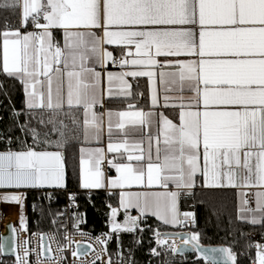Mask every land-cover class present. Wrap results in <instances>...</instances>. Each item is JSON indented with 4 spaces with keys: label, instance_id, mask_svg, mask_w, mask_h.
I'll return each mask as SVG.
<instances>
[{
    "label": "snow or ice",
    "instance_id": "obj_1",
    "mask_svg": "<svg viewBox=\"0 0 264 264\" xmlns=\"http://www.w3.org/2000/svg\"><path fill=\"white\" fill-rule=\"evenodd\" d=\"M0 9L19 11L18 27L0 29V72L23 86L29 120L16 127L33 141L0 151V188L66 187L65 149L78 143L80 187L118 193L113 232H135L148 214L194 222L178 205L198 179L255 189L256 207L245 199L241 209L253 215L241 218L264 224V0H0ZM0 202L22 205V196ZM155 236L173 253L177 238L199 248L198 233ZM256 248L253 264H264ZM212 251L236 264L230 249Z\"/></svg>",
    "mask_w": 264,
    "mask_h": 264
},
{
    "label": "trees",
    "instance_id": "obj_2",
    "mask_svg": "<svg viewBox=\"0 0 264 264\" xmlns=\"http://www.w3.org/2000/svg\"><path fill=\"white\" fill-rule=\"evenodd\" d=\"M7 20L12 27L19 22L18 10L0 9V29ZM141 82L139 83V85ZM24 90L21 83L0 72V150H22L33 143L31 135H25L16 124L29 120L24 107ZM13 108L22 112L17 119L13 117ZM47 118V117H45ZM67 122V121H66ZM31 126L41 133L47 131L35 120ZM50 127V126H49ZM11 136V142L6 138ZM55 139V135L52 136ZM78 143H72L65 149L66 155V182L69 190H75V200L78 203L76 212L81 214V226L90 232L97 233L108 229L112 207L117 206L116 194H109L105 190H85L80 187ZM39 150V149H38ZM41 191H28L24 196V208L28 227L31 232L57 229L59 213L67 202L65 191H54L53 198L39 199ZM35 203L34 210L32 209ZM182 210L192 211L194 215L193 230L199 234V241L206 245L224 244L236 256V264H252L254 260L253 248L249 233L253 230H264V224L253 225L238 214V193L233 188H206L197 186L192 190L182 191L180 197ZM75 212V213H76ZM118 217L123 216L119 213ZM155 227L163 231L181 230V226L173 228L158 220L149 217L146 228L141 231L119 233L124 248L130 250L133 264H207L197 253H188L184 256H167L164 254L152 255L154 241L152 233ZM163 260V261H162ZM166 261V263H164Z\"/></svg>",
    "mask_w": 264,
    "mask_h": 264
},
{
    "label": "built area",
    "instance_id": "obj_3",
    "mask_svg": "<svg viewBox=\"0 0 264 264\" xmlns=\"http://www.w3.org/2000/svg\"><path fill=\"white\" fill-rule=\"evenodd\" d=\"M28 30H32L29 28ZM55 150V149H49ZM6 151V150H0ZM19 151V150H13ZM64 188H0V192L13 191L20 194H26L28 191L40 190L39 199L53 198L54 191H65L67 193V202L63 207L62 211L59 213L57 222H59V227L57 229H48L41 231L31 232L28 227L27 216L24 208V196L22 200V205L17 203H12V229H13V245L14 253L11 256H6L3 250H0V264H17V258L25 259V250H27L28 255L26 257L28 264H108L109 260L111 264H133L132 256L128 248H124L121 243L120 236L112 231L111 225L105 231H100L93 233L85 230L81 226V221L76 223L74 221V215L78 206L76 200H71L70 195L74 194L75 190H69L67 188L66 176H65ZM246 199L248 200V206L252 204V193L248 191L246 193ZM10 203H7L9 206ZM4 206V208L8 207ZM21 207L23 208L24 216V226H21ZM3 206L0 209L3 212ZM35 203H33L32 209L34 210ZM187 213H192L188 211ZM183 220V216L180 217ZM149 217L144 216L140 220V229H145L148 223ZM194 222L187 223L181 226L179 231H163L158 227H155L152 233L153 240L155 241L153 248L156 249L159 254H164L166 256L167 251H170L167 246L160 247L156 243L155 233L158 231L161 234H173L177 232H193ZM251 239V246L253 248L254 260H256V245H264V230H253L249 233ZM105 241V243H101ZM172 239H169V243ZM176 244L182 243L180 238L176 239ZM200 243V242H199ZM0 245H1V235H0ZM84 245L87 249L84 252L79 250V246ZM191 245V244H190ZM152 249L150 253H152ZM76 253V255H73ZM172 256H184L185 254H177L170 251ZM197 253V252H196ZM156 256V255H154ZM51 257V259H49ZM99 257V258H98ZM198 258H203L207 264H213L211 261L206 259L197 253ZM252 262V264H253ZM166 263V261H164ZM148 264H156L155 262H148Z\"/></svg>",
    "mask_w": 264,
    "mask_h": 264
},
{
    "label": "water",
    "instance_id": "obj_4",
    "mask_svg": "<svg viewBox=\"0 0 264 264\" xmlns=\"http://www.w3.org/2000/svg\"><path fill=\"white\" fill-rule=\"evenodd\" d=\"M12 203L6 208L3 209V214H1V223H0V235H1V245L3 246L2 250L6 256H11L14 253V245H13V229H12ZM177 233H189V232H177ZM180 249L182 251H177V254H188L197 252L201 256L205 257L209 261L214 264H225L226 256L223 252H213V249H226L224 244L218 245H206L199 243V248L194 249L192 245L185 246L183 243L179 244ZM87 249L86 246L80 245L79 250L84 252Z\"/></svg>",
    "mask_w": 264,
    "mask_h": 264
},
{
    "label": "crops",
    "instance_id": "obj_5",
    "mask_svg": "<svg viewBox=\"0 0 264 264\" xmlns=\"http://www.w3.org/2000/svg\"><path fill=\"white\" fill-rule=\"evenodd\" d=\"M19 26V22H18V24L15 26V27H18ZM30 31V30H29ZM56 38L58 39V40H60L61 39V36H60V34L59 33H57V35H56ZM110 70H113V71H115L116 69L114 68V67H112V66H110ZM141 82V84L139 85L140 87H139V91H143L144 93H145V101H146V98H147V94H148V92H147V89H148V85H147V78H139L138 79V83H140ZM144 101H142V103H143ZM112 107H121L122 105H120V104H118V103H114V104H112L111 105ZM170 116H172V115H174L173 114V112L171 111V110H169V113H168ZM92 146H94V145H92ZM114 174V173H113ZM197 186H201V180L200 179H198L197 180V184H196V187ZM207 188V187H206ZM224 188H230V187H224ZM194 189V188H193ZM233 189H235L236 191H237V193H238V214H239V217L241 218L242 216L243 217H250L251 215H253V213H249V212H246V211H241V209H243V208H245V204H244V201H245V199H246V193L248 192V191H251V193H252V204H251V206H248V207H251V208H255L256 207V203H255V198H254V195H253V193L255 192V189H237V188H233ZM85 190H98V189H85ZM102 190H105L106 192H108V193H110V190H108V189H102ZM154 190H156V191H164V189H159V188H157V189H154ZM169 190H171V191H175L176 189H175V187L174 186H171L170 185V187H169ZM192 190V189H191ZM182 191H184V190H182ZM243 193V194H242ZM113 194H116V196H117V199H118V202H119V196H118V193H113ZM180 197H181V195H180ZM179 211H180V213H185V212H188V210H182L181 209V207H180V198H179ZM114 207H119V203L117 204V206H114ZM1 209V208H0ZM119 213H121L122 214V216H123V218H124V211H123V209H121L120 211H119ZM119 213H118V215H119ZM117 215V216H118ZM131 215H133V216H137V215H139V213L135 210V209H133V210H131ZM255 215H257V216H259L260 215V213H255ZM146 216H148V217H152V218H154V219H156V220H158L159 222H161V223H163L161 220H159L156 216H153V215H151V214H148V215H146ZM242 219V218H241ZM245 220V219H244ZM0 223H1V213H0ZM164 224V223H163ZM168 226H170V227H173V228H176V227H179L180 225H177V226H173V225H168ZM175 231H177V230H175Z\"/></svg>",
    "mask_w": 264,
    "mask_h": 264
},
{
    "label": "rangeland",
    "instance_id": "obj_6",
    "mask_svg": "<svg viewBox=\"0 0 264 264\" xmlns=\"http://www.w3.org/2000/svg\"><path fill=\"white\" fill-rule=\"evenodd\" d=\"M8 194H17V195H21V196H25L23 193L22 194H20V193H17V192H13V191H7V192H0V196H3V195H8ZM22 200H23V197H22ZM10 205V204H9ZM2 206H3V208H4V206H8L7 205V202H0V208H2ZM13 207V206H12ZM0 212H1V210H0ZM1 214H3V212L1 213ZM80 218H81V214H78L77 212L75 213V215H74V221L76 222V223H78L79 221H80ZM116 221L117 222H119V223H123V221H124V218L122 217L121 219L117 216L116 217ZM109 225H111V219H110V222H109ZM193 230V229H192ZM177 231H179V230H177ZM121 231H119V232H115V234H118L119 235V233H120ZM193 232H195L194 230H193ZM197 233V232H196ZM120 236V235H119ZM120 240H121V238H120ZM154 241V240H153ZM200 242V241H199ZM154 243H155V241H154ZM226 249H229V248H227L226 247ZM171 255V253H170V251H167V254H166V256L164 255L163 256V258H167V256H170ZM172 256V255H171ZM163 261V260H162Z\"/></svg>",
    "mask_w": 264,
    "mask_h": 264
},
{
    "label": "bare ground",
    "instance_id": "obj_7",
    "mask_svg": "<svg viewBox=\"0 0 264 264\" xmlns=\"http://www.w3.org/2000/svg\"><path fill=\"white\" fill-rule=\"evenodd\" d=\"M180 241L183 243V238H180Z\"/></svg>",
    "mask_w": 264,
    "mask_h": 264
}]
</instances>
